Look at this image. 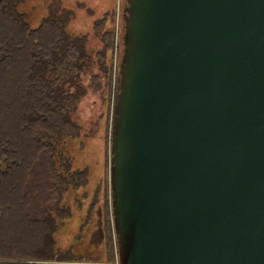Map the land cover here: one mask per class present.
Returning <instances> with one entry per match:
<instances>
[{
  "label": "water",
  "instance_id": "water-1",
  "mask_svg": "<svg viewBox=\"0 0 264 264\" xmlns=\"http://www.w3.org/2000/svg\"><path fill=\"white\" fill-rule=\"evenodd\" d=\"M123 46L119 264H264V0H126Z\"/></svg>",
  "mask_w": 264,
  "mask_h": 264
},
{
  "label": "trees",
  "instance_id": "trees-1",
  "mask_svg": "<svg viewBox=\"0 0 264 264\" xmlns=\"http://www.w3.org/2000/svg\"><path fill=\"white\" fill-rule=\"evenodd\" d=\"M23 1L0 0V264H119L110 198L98 232L77 237L80 252L58 242L62 222L74 215L66 196L89 182V169H75L63 148L81 135L71 115L88 74L94 88L105 80L107 144L112 135L124 34L115 31L117 0L110 10L108 0L100 11L89 7L91 15L76 25L84 1L33 0L42 16L37 27L18 9ZM90 32L100 40L94 57ZM92 216L91 208L87 221Z\"/></svg>",
  "mask_w": 264,
  "mask_h": 264
},
{
  "label": "rangeland",
  "instance_id": "rangeland-1",
  "mask_svg": "<svg viewBox=\"0 0 264 264\" xmlns=\"http://www.w3.org/2000/svg\"><path fill=\"white\" fill-rule=\"evenodd\" d=\"M82 1H84L86 6H76L80 8L77 14L80 20L74 25L81 22V19L91 15L88 12L89 7L94 11H100L104 8V0ZM114 2L115 0H108L109 10L114 7ZM115 4V31L117 38H120L121 33L124 31L126 0H117ZM18 9L25 14L27 21L32 27L39 26L42 16L34 9L33 0H24ZM99 41L94 33H89L87 40L89 55L94 57L93 54L100 48ZM117 53L119 56V51ZM92 73L94 76L100 75L99 70L96 68H94ZM79 83L85 92L80 98L76 112L71 116L81 126V135L63 143V148L72 160L75 169H89V182L87 186L77 191H72L66 196V203L73 209L74 215L72 219L62 222L63 226L58 234V242L62 249L75 245V249L80 252L81 241L78 242L77 237L86 238L88 235L98 232L100 226L103 225L102 214L105 199L106 197L111 199V138L107 144V134L111 130L108 133V113L107 108H105L104 98L105 80L101 81L100 87L94 88L91 75L88 74L81 78ZM74 89L75 87H72L71 91H74ZM91 208L93 209V216L90 221H87ZM111 221L112 229L114 230L113 218Z\"/></svg>",
  "mask_w": 264,
  "mask_h": 264
},
{
  "label": "bare ground",
  "instance_id": "bare-ground-1",
  "mask_svg": "<svg viewBox=\"0 0 264 264\" xmlns=\"http://www.w3.org/2000/svg\"><path fill=\"white\" fill-rule=\"evenodd\" d=\"M4 141H5V140H4ZM0 143H1V142H0ZM2 144H3V143H2ZM2 147H4V146H2ZM0 149H1V148H0ZM4 149H5V148H4ZM3 154H5V153H3ZM8 197H9V196H8ZM8 197H7V198H8ZM11 197H12V196H11ZM11 197H10V198H11ZM12 198H13V197H12ZM8 199H9V198H8ZM13 199H14V198H13ZM17 199H18V198H17ZM14 200L16 201V199H14ZM11 201H12V200H10V203L12 204ZM15 201H14V202H15ZM17 201H18V200H17ZM6 202H7V201H6ZM7 203H8V202H7ZM10 203H9V204H10ZM15 203H16V202H15ZM8 207H9V206H8ZM6 208H7V207H6ZM11 208H12V207H11ZM11 208H10V210H11ZM3 209H4V208H3ZM12 209H14V208H12ZM15 209H16V208H15ZM6 211H7V210H6ZM15 211H16V210H14V212L12 213L13 215H15ZM11 212H12V211H11ZM5 213H6V212H5ZM7 214H8V213H7ZM2 218H4V217L2 216ZM5 218H6V217H5Z\"/></svg>",
  "mask_w": 264,
  "mask_h": 264
}]
</instances>
